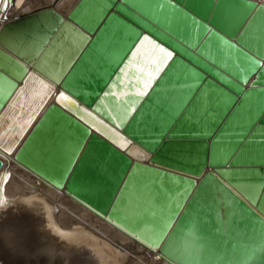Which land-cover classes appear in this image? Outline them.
Here are the masks:
<instances>
[{
    "label": "water",
    "instance_id": "1",
    "mask_svg": "<svg viewBox=\"0 0 264 264\" xmlns=\"http://www.w3.org/2000/svg\"><path fill=\"white\" fill-rule=\"evenodd\" d=\"M66 20L88 38L59 81L0 45L2 192L13 157L174 264H264V4L78 0ZM145 36L173 55L127 95Z\"/></svg>",
    "mask_w": 264,
    "mask_h": 264
},
{
    "label": "bare ground",
    "instance_id": "2",
    "mask_svg": "<svg viewBox=\"0 0 264 264\" xmlns=\"http://www.w3.org/2000/svg\"><path fill=\"white\" fill-rule=\"evenodd\" d=\"M77 1L3 0L0 45L17 53L53 81H59L88 38L66 20ZM255 1L264 4V0ZM37 12L40 14L36 18L26 20L23 25L2 28L20 16ZM57 27L59 39L55 38L39 58L50 32ZM129 153L136 159L146 158L134 147ZM2 170L10 174L3 185V195L13 207L7 215L0 216V229L18 230L28 253H33L44 240L58 248L70 249L71 264H174L157 249L135 240L64 190L56 189L25 169L13 157H5ZM21 211L23 213H19ZM56 228L70 234L69 237L57 234ZM0 260L3 264H46L42 258L13 255L3 241H0Z\"/></svg>",
    "mask_w": 264,
    "mask_h": 264
},
{
    "label": "snow or ice",
    "instance_id": "3",
    "mask_svg": "<svg viewBox=\"0 0 264 264\" xmlns=\"http://www.w3.org/2000/svg\"><path fill=\"white\" fill-rule=\"evenodd\" d=\"M148 42L151 45V48L147 52L142 53V48L145 42ZM172 52L168 51L167 49L163 48L161 45L157 44L155 41L150 40L149 37L145 36L141 41L140 45L136 48L133 52L132 57L134 60H142L143 62L137 67V75H134L131 80L128 81L130 84H134L136 86V91L134 93H127V95H137V96H144L147 94L148 90L152 87L154 81L158 78L159 73L163 70L164 66H166L169 59L172 57ZM124 75H127L124 69L121 70ZM41 83L44 85V88L48 89L49 85L44 84L43 81ZM23 91V90H22ZM58 102L65 103L67 105H71L74 101L71 100L70 97L66 96L63 92L60 93L58 97ZM101 125L103 121H99ZM118 136V134H116ZM119 139V146L126 147L127 142L123 141V138ZM116 142V141H114ZM5 152H10L11 148H5ZM10 174L5 173V182L7 177ZM12 202L9 201L2 192V187H0V211L7 208L9 204ZM171 221H169V224ZM169 224H165L161 228L160 236L162 237L163 234L168 230ZM51 227V225H50ZM57 234L64 238H68L70 234L64 233L59 228L54 229ZM159 238L157 239L158 242Z\"/></svg>",
    "mask_w": 264,
    "mask_h": 264
},
{
    "label": "clouds",
    "instance_id": "4",
    "mask_svg": "<svg viewBox=\"0 0 264 264\" xmlns=\"http://www.w3.org/2000/svg\"><path fill=\"white\" fill-rule=\"evenodd\" d=\"M0 241L13 254L28 258L29 256L42 258L46 264H71L73 253L67 248H58L54 243L42 240L41 246L36 248L33 253H28L23 238L18 230L14 228L0 229Z\"/></svg>",
    "mask_w": 264,
    "mask_h": 264
},
{
    "label": "rangeland",
    "instance_id": "5",
    "mask_svg": "<svg viewBox=\"0 0 264 264\" xmlns=\"http://www.w3.org/2000/svg\"><path fill=\"white\" fill-rule=\"evenodd\" d=\"M17 175V174H16ZM18 177V176H17Z\"/></svg>",
    "mask_w": 264,
    "mask_h": 264
}]
</instances>
